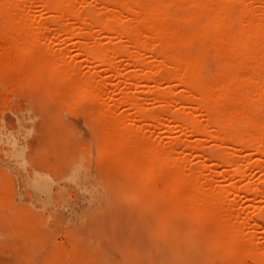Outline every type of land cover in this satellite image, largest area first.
Returning <instances> with one entry per match:
<instances>
[{
    "label": "bare ground",
    "instance_id": "6f19581e",
    "mask_svg": "<svg viewBox=\"0 0 264 264\" xmlns=\"http://www.w3.org/2000/svg\"><path fill=\"white\" fill-rule=\"evenodd\" d=\"M0 15L2 75L12 81L16 78L15 83L31 71L36 74L46 69L56 92H65L66 97L74 92L79 102L76 106L72 99L71 109L79 103L83 109L85 104L95 128L99 121L110 138L112 133L117 137L112 139L114 150L122 159L128 158L126 166L133 165L130 157L139 162L133 172L140 168L145 194L166 218L165 231L177 228L171 219L187 217L198 232L210 238L211 250L224 264H264V0H0ZM61 44L66 48H59ZM208 51L217 59L214 68ZM101 136L96 138L101 141ZM101 143L97 150L94 145L95 152ZM94 155L93 162L101 159L100 153ZM254 173L259 175L257 180ZM100 207L89 211L95 213ZM104 209L101 212L110 217ZM120 211L118 217H122ZM98 221L92 220L98 224L94 228L102 229L105 224ZM120 225L123 228L121 222L115 229ZM83 227L76 230L81 232ZM119 230L112 231L119 235ZM86 234L85 238L92 237ZM121 237L114 241L117 249H125Z\"/></svg>",
    "mask_w": 264,
    "mask_h": 264
},
{
    "label": "rangeland",
    "instance_id": "374dc122",
    "mask_svg": "<svg viewBox=\"0 0 264 264\" xmlns=\"http://www.w3.org/2000/svg\"><path fill=\"white\" fill-rule=\"evenodd\" d=\"M46 15L44 14L42 17L48 21L54 20L49 15L45 17ZM0 20L2 21L1 15ZM62 45L63 44L58 45L60 46L59 48L65 49L66 46L63 45L65 46L63 47ZM207 53L211 68H214L218 63L215 54H212L210 51ZM0 66V71H2V65ZM42 70L43 71L40 70L38 72L40 76L38 73L35 74L33 71H31V74L29 73L26 77L22 78L23 80L20 79L21 84L17 80L16 81L18 83L16 81L13 83L16 78L12 81V79L5 77L6 75L4 73L2 75V72H0V80L3 79V81H0V87L2 88H0V235H2L0 237V264H106V261H108L109 264H189L190 259L192 260V264H224L219 259V254L216 251L211 250L212 246L210 238L198 232V226L195 225V223H193L190 218L178 217L177 219H171V223H175L177 228L173 230L169 227L166 229V231L164 230V221L166 218L163 214L158 213V210H156L157 207L155 205L154 199L148 197L144 192V186L141 182L142 173L138 167L139 162L137 163V160L135 161L133 157H130V162H128L133 163V165H138L136 167L137 169L135 168L137 171L134 172V168H132L133 165H128L130 170L133 172L132 174L129 168H127L128 166H126V164H128L126 163L128 158L122 159L121 156L119 157L118 153L115 151V141L117 140V137L115 138V135L112 133L113 137L110 138L109 136H111V133L107 130L104 131L102 128L104 125L99 127V124L101 125L99 121L97 122V128H95L96 126H94V124L91 122L93 117L92 115L88 114V107L82 103V109V107H80L81 104L79 103V107L77 108L85 110L84 112L82 110H77L75 105L77 106L79 101L74 97V92H69L72 94L69 96L74 98H71L70 100L66 99L69 96L67 95L68 97H66L65 92H61L60 90L56 92L55 90L57 89L55 88V85L52 84V81L49 78V73L46 69ZM7 83L9 85H6ZM12 83L13 86L11 85ZM5 86L6 88H4ZM49 87H51L52 90ZM48 92L53 93L48 94ZM57 93H63V95ZM179 93L181 92L178 91L177 95L181 96L182 93ZM48 97L50 98L49 100ZM72 99L73 102L76 103H74L75 105L73 104L76 112L74 109H71L73 107H70V105L72 106L73 103ZM50 102H53L54 104ZM69 102L70 105H68ZM125 109L126 108H124V110ZM73 111L76 116H74V114H72L73 116L69 115V113L71 114ZM78 111L82 113L80 114ZM83 113L85 116L82 115ZM80 117L81 120H79ZM91 117L92 120H90ZM64 118L70 119H68L69 121L66 120V122L64 121ZM78 124L81 125L79 126ZM21 126L22 129H20ZM92 126H94L93 130L98 128L103 130H100V132L99 130H96L100 135H104L103 137L101 136V141L99 140L100 138H96L99 134L95 130H92ZM91 131L93 132L90 135L88 132ZM102 132H105L106 134L108 133V135H105V133ZM93 133L97 135L94 136ZM28 135L31 136L28 137ZM80 135H84L86 137L81 136L80 138ZM113 138L115 141L112 140ZM109 139L112 141H107ZM76 141L80 142L77 144ZM103 141L104 143H101ZM97 142L101 143V146H99L98 149L100 150L99 152H95L93 149L95 145V149L97 150V144H99ZM88 144L91 146V150L89 149ZM78 148H80L79 150L82 151L80 152L81 154L78 152ZM88 150H90V153ZM92 150L94 151L93 153ZM111 150L113 152L112 155L109 154ZM206 150L207 152H210L209 149ZM77 153H79V155H77ZM94 153H100L101 159L98 157L93 162L95 157L92 156ZM109 156H113L112 158H118L117 160L120 162L116 163V160L114 161V159L111 157L109 159ZM75 158H78L76 162H74ZM101 160H103V163L100 162ZM71 164L74 165L70 167ZM121 165H123L122 171ZM90 169H92L94 172H92ZM138 169L140 170L141 176H137L138 178L136 177L135 180V173L136 175H139ZM95 171L99 172L98 174L100 177ZM122 172L126 174H122ZM253 176H256L254 180H257V176L259 175L254 173L252 177ZM93 178L100 182L102 180L103 183H98L93 180ZM100 178L101 180H98ZM59 179H62V181ZM63 180L65 182H63ZM94 181L96 185L93 184ZM117 181L119 185H117ZM123 183L124 186L122 185ZM99 186L101 188H97ZM108 186H110V188ZM94 189L97 190V195L95 194L96 190ZM99 195L102 196L99 197ZM106 195L109 199L110 205L112 206H110L111 208L109 205L106 206V204H109L106 201ZM117 197L121 199L120 202L118 200L119 198L117 199ZM145 199L148 201V205L145 204ZM98 201H100V209H97L100 206L97 204ZM115 202H117L116 205L119 203L118 207L119 205L121 206L124 215L120 210H118V207L115 206ZM87 206L88 208L86 209ZM94 207H97L95 208L96 211L94 212L96 215L99 213L98 216L101 215L100 218L95 217V213H90V211L92 212L94 210ZM115 207H117V209ZM102 208L107 210L108 216L112 217V220H110V217L105 216L103 211L101 212ZM9 210H11V212L14 214ZM98 210L100 212H97ZM50 211L53 212L51 213ZM119 211L122 217H118L119 215L116 214ZM83 213H85L84 218L82 215ZM89 213L90 215L93 214L91 216H94V218L91 217V219L88 216ZM144 213H146V215ZM258 215L260 216V214L257 213L256 218H259ZM95 218H98L99 223L102 222V224H105L106 229V221L108 218V229L110 230L112 228V230L114 229L117 231L121 228L119 230V232L121 231L119 235H122L123 237L116 234L115 231L110 230L111 232H109V230H106L105 226L103 227L102 224L101 226L102 229H104L103 231H107V233L109 232L110 235L102 233L103 231L100 227L98 229L94 228L95 223L93 222ZM101 218L102 220H100ZM88 220L90 222L93 220V222L89 223ZM117 222H122L124 229L121 225L119 229H115V227L120 224ZM137 222H139L140 228L139 225H137ZM85 223L87 225H84ZM88 223L90 226H88ZM111 223L113 224L111 225ZM151 223L153 224L151 225ZM192 226L194 229L191 228ZM81 227L85 228L86 230L83 228L81 232L76 230L77 228L80 229ZM89 227L92 228V234L95 233V236L98 240L93 238ZM206 229L209 230L210 228L206 227ZM77 231L82 236L78 235ZM51 233L53 234L51 235ZM84 233H88L86 235L89 236L90 234L92 237L85 238ZM107 235L110 238H108ZM117 235L118 238L121 237L122 240H124V244L126 243L124 245L125 249L120 246L119 249H117L118 245L117 247L115 245L117 244L116 240H118ZM133 236H135V244L132 240ZM73 237L75 239H73ZM88 239L92 242V245ZM260 239L259 241L263 242V239ZM114 241L116 242L114 243ZM129 241H131V243L133 242V244L130 245ZM119 242L120 240L118 241V244ZM138 242L140 243L138 245L139 248L136 247ZM99 243H101L100 247H98ZM140 247L142 249L144 248L142 250L144 252L141 251ZM33 254H35V258ZM69 255L70 259L68 258ZM107 257H109V260Z\"/></svg>",
    "mask_w": 264,
    "mask_h": 264
}]
</instances>
